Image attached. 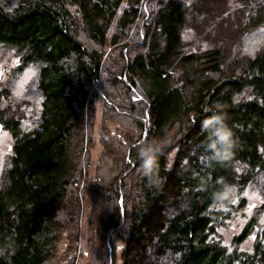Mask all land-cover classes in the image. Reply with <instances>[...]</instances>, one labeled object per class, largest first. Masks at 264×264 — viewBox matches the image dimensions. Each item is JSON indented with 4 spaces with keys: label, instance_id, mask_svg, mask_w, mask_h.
Masks as SVG:
<instances>
[{
    "label": "trees",
    "instance_id": "trees-1",
    "mask_svg": "<svg viewBox=\"0 0 264 264\" xmlns=\"http://www.w3.org/2000/svg\"><path fill=\"white\" fill-rule=\"evenodd\" d=\"M259 26L264 0H20L13 11L0 2V42L42 62L44 96L31 131L19 113L0 110L15 137L0 187V264H46L80 222L96 114L111 107L98 86L104 52L86 47L80 31L100 45L110 33V46L120 49V75L137 97L112 107L140 131L110 181L114 204L95 257L110 264L120 241V264H264V223L254 218L234 237L240 244L259 226L249 248L210 238L234 211L224 187L264 173V42L253 56L233 53ZM187 27L194 43L184 38ZM199 41L208 47L192 50ZM211 114L232 132L225 159H210L206 147L201 121ZM148 147L151 179L139 156Z\"/></svg>",
    "mask_w": 264,
    "mask_h": 264
},
{
    "label": "rangeland",
    "instance_id": "rangeland-1",
    "mask_svg": "<svg viewBox=\"0 0 264 264\" xmlns=\"http://www.w3.org/2000/svg\"><path fill=\"white\" fill-rule=\"evenodd\" d=\"M6 9L13 11L20 0H0ZM123 5V4H122ZM235 5V0H231ZM123 7V6H122ZM114 26V25H113ZM112 26V28H113ZM110 33L106 45L92 40L84 31L78 38L86 47L98 48L104 52V60L100 72L99 89L107 94L111 107H98L94 127V145L91 152V165L88 170L89 179L84 194V204L80 222L76 227L66 230L59 240L56 253L46 264H106L100 255L93 254V249L101 251L104 229L103 223L112 210L114 199L110 181L118 174L123 161H129L127 155L135 144L140 131L133 118L123 112H117L112 105H130L137 95L130 94L126 80L120 75L123 63L119 48L110 46ZM184 38L195 42L196 32L191 27L184 30ZM264 42V26L251 29L241 44L234 47L233 53L253 56ZM204 41L192 45V50L207 48ZM16 46L0 42V110L19 113L20 126L31 131L40 126L42 103L44 96L39 88L42 62L26 60ZM15 137L8 129L0 134V187L4 176L11 166L12 146ZM130 178V176H129ZM127 178V180H129ZM231 204L234 207L229 217H222L217 232L210 236L229 249H245L253 245L259 226L243 242L235 243L238 235L247 222L254 218L259 224L264 223V173L257 172L246 185L228 186ZM255 194V195H253ZM122 243L115 242V260L112 264H120ZM112 256V249H110ZM98 257V258H97ZM97 258V259H96ZM111 264V262H110Z\"/></svg>",
    "mask_w": 264,
    "mask_h": 264
},
{
    "label": "clouds",
    "instance_id": "clouds-1",
    "mask_svg": "<svg viewBox=\"0 0 264 264\" xmlns=\"http://www.w3.org/2000/svg\"><path fill=\"white\" fill-rule=\"evenodd\" d=\"M201 127L208 137L206 147L210 150V159H225L230 155V149L233 146L232 132L224 124L223 118L216 114L205 116L201 121ZM141 158V173L143 176L151 179L153 165L155 162L154 150L151 147L141 148L139 150ZM229 188L224 187L221 197L227 195Z\"/></svg>",
    "mask_w": 264,
    "mask_h": 264
},
{
    "label": "water",
    "instance_id": "water-1",
    "mask_svg": "<svg viewBox=\"0 0 264 264\" xmlns=\"http://www.w3.org/2000/svg\"><path fill=\"white\" fill-rule=\"evenodd\" d=\"M0 76H1V71H0ZM4 130V125L2 122H0V134ZM111 264H112V259H111Z\"/></svg>",
    "mask_w": 264,
    "mask_h": 264
},
{
    "label": "snow or ice",
    "instance_id": "snow-or-ice-1",
    "mask_svg": "<svg viewBox=\"0 0 264 264\" xmlns=\"http://www.w3.org/2000/svg\"><path fill=\"white\" fill-rule=\"evenodd\" d=\"M249 98H250V97H249ZM235 99L238 100V99H239V96L236 97ZM237 171H240V169H237ZM230 191H233V189H229V190H228V192H230ZM253 195H255V194H253Z\"/></svg>",
    "mask_w": 264,
    "mask_h": 264
}]
</instances>
